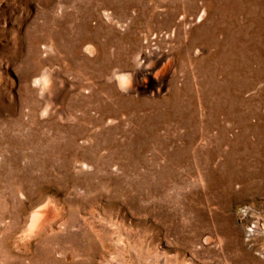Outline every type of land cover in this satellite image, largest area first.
<instances>
[{"label": "rangeland", "instance_id": "rangeland-1", "mask_svg": "<svg viewBox=\"0 0 264 264\" xmlns=\"http://www.w3.org/2000/svg\"><path fill=\"white\" fill-rule=\"evenodd\" d=\"M0 264H264V0H0Z\"/></svg>", "mask_w": 264, "mask_h": 264}, {"label": "bare ground", "instance_id": "bare-ground-1", "mask_svg": "<svg viewBox=\"0 0 264 264\" xmlns=\"http://www.w3.org/2000/svg\"><path fill=\"white\" fill-rule=\"evenodd\" d=\"M50 213V212H49ZM52 214V213H51ZM54 224V223H53ZM50 226H51V224H50ZM67 228V227H66Z\"/></svg>", "mask_w": 264, "mask_h": 264}]
</instances>
